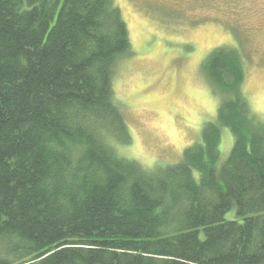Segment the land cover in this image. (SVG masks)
I'll return each instance as SVG.
<instances>
[{
	"label": "trees",
	"instance_id": "16d2710c",
	"mask_svg": "<svg viewBox=\"0 0 264 264\" xmlns=\"http://www.w3.org/2000/svg\"><path fill=\"white\" fill-rule=\"evenodd\" d=\"M239 51L210 52L216 117L152 170L123 151L116 0H0V264H264V121Z\"/></svg>",
	"mask_w": 264,
	"mask_h": 264
},
{
	"label": "rangeland",
	"instance_id": "374dc122",
	"mask_svg": "<svg viewBox=\"0 0 264 264\" xmlns=\"http://www.w3.org/2000/svg\"><path fill=\"white\" fill-rule=\"evenodd\" d=\"M127 22L131 55L114 78L116 98L132 134L124 153L156 169L179 161L195 143L219 101L203 72L218 47H236L245 92L264 121V0H116ZM233 143L225 131L221 161ZM159 164V165H158ZM236 217L233 210L227 219Z\"/></svg>",
	"mask_w": 264,
	"mask_h": 264
}]
</instances>
